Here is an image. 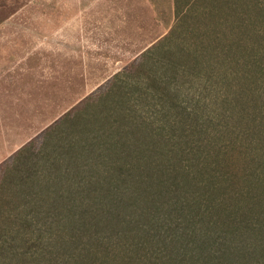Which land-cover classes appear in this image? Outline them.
<instances>
[{
  "label": "rangeland",
  "instance_id": "374dc122",
  "mask_svg": "<svg viewBox=\"0 0 264 264\" xmlns=\"http://www.w3.org/2000/svg\"><path fill=\"white\" fill-rule=\"evenodd\" d=\"M148 74L176 90L169 113L140 101ZM127 77L119 99L102 94ZM129 94L158 129L126 134L138 172L120 159L115 178L107 116ZM4 170L0 209L22 207L27 232L59 217L41 249L4 251L9 264H75L74 228L171 259L156 264H264V0H0V181Z\"/></svg>",
  "mask_w": 264,
  "mask_h": 264
},
{
  "label": "trees",
  "instance_id": "16d2710c",
  "mask_svg": "<svg viewBox=\"0 0 264 264\" xmlns=\"http://www.w3.org/2000/svg\"><path fill=\"white\" fill-rule=\"evenodd\" d=\"M155 63H153L154 65ZM175 77V76H174ZM173 77V78H174ZM145 79V81H143L144 84H146V87L143 90V96L144 100H140V96L137 95L135 96V94H133L135 96V98L133 97V101H132V95L129 97H127L128 102L127 104L124 102L123 106H122V110L117 109L116 108H112V111L110 114H108V118L107 121L108 123H111V127H114V131L116 132V136H117V141L116 144L118 143V149L116 150V156L112 159L113 162V169L111 170L113 173L111 174L112 177L115 176V178H117L119 175H122V172H118L120 171L119 169H117V164H119V161H121L123 158L130 156V153L132 152V145L134 144L135 147H138V143L135 142H130L131 145L128 146L125 145L122 142L124 137H127V135H129V132L132 133V135L134 134V131L137 130V127L143 126L148 128L149 130H152V132L157 131V127L151 123L146 122L147 121V116H139V115H135V111L133 110V106H135L137 103V99H139L140 101H145L146 105H153V107L156 108H160L163 112H168L169 113V108H171L172 105V100H171V95L174 94L176 92L175 89H171V87H168L166 89V91L164 90V88H158L159 87V81L156 80L155 77H151L149 74L143 78ZM172 79V77H171ZM125 81H121V80H114L111 85L112 87H110L109 89H107L104 93L106 95H110V97L113 96L114 94V98L119 99L120 98V92L118 90H115L116 88L123 87L121 85H119V82H132L134 79L131 77H127L126 79H124ZM115 84V85H114ZM117 84V85H116ZM137 84V82H136ZM172 85V84H169ZM128 92H123V95L127 94ZM101 94V95H102ZM101 95L100 98L102 97ZM152 96V97H151ZM119 97V98H118ZM151 97V98H150ZM150 98V99H149ZM126 98H124L125 100ZM118 103H120L117 100ZM122 103V102H121ZM157 103V104H156ZM147 107L145 106V112H146ZM143 113V112H142ZM167 113V114H168ZM167 114L165 115V117H167ZM186 114V112H185ZM118 116H121V121L118 120ZM111 117V119H109ZM169 118H166V120H168ZM170 123V127H174V122H169ZM140 124V126H139ZM143 124V125H142ZM134 130V131H133ZM138 131V130H137ZM129 137V136H128ZM127 137V139H129ZM135 137H133L134 139ZM167 140H170L169 138ZM172 141V140H171ZM89 141H85L83 143L88 144ZM122 142V143H121ZM169 143V141H166ZM173 142V141H172ZM90 146H93L94 144L92 142H89ZM84 145V144H83ZM88 148H90L89 146H87ZM99 149H101V147L98 145ZM124 147L126 148V151H124ZM92 149L93 153L101 158L102 160H107V155L104 154L103 152L101 153V151H98V149L95 148H90ZM82 150H83V146H82ZM89 158V157H88ZM116 159V160H115ZM121 159V160H120ZM127 161L124 162V160H122L121 167L126 169H129L130 171L134 170V174H137L136 172H138L136 169H134L133 167H128L130 166L129 164H126ZM130 163V162H128ZM106 164V163H104ZM131 165H133V163H130ZM123 165V166H122ZM78 167L82 168V164H77ZM141 168H138V170H140ZM11 171V170H10ZM9 171V172H10ZM110 171V172H111ZM8 172V173H9ZM116 173V174H115ZM132 173V174H133ZM142 174V173H141ZM140 173L138 174V176L141 175ZM178 173L175 172L174 175H177ZM136 177V176H135ZM8 180L12 181V178L9 179V174L6 173V170L3 171L2 173V177H1V181H0V196L2 195H9L8 191L5 189L6 184L8 183ZM19 181L21 183L25 182V180L23 178L19 177ZM114 179L110 177V175L108 176V178L105 180V183H108V185L112 188L114 183ZM88 183V182H87ZM21 191V190H20ZM79 191V190H78ZM82 193H86V192H80L79 194L82 195V197H88L90 195V191H89V195L84 196V194ZM69 196H74L72 198H69V200L66 201V206L64 205V203L62 204L64 211L68 210L69 214L71 213L72 216L75 215V207H77L78 202H76L77 197H75V194H72V192H68ZM96 196V194H95ZM1 200V199H0ZM167 205L173 206V199L172 200H168L166 202ZM175 205V204H174ZM33 206V208H32ZM24 207H29L30 209H32L33 213L39 214V216L41 217V213L43 214V212L46 210L44 208V205L39 203V204H34L32 202H28L25 204ZM13 209L16 211L15 215H11ZM18 210H22V207L20 206H14L12 208L9 209H0V249L2 251H0V261H4L7 264H9L10 260L12 259L13 254H8L7 252L4 251H11L8 250V248H15L16 251H14V253L17 252V250L19 248H21V246L23 248H28V249H41V245L43 242L47 241L54 235L53 230H51V227L54 228L55 226H58L59 222V217L55 216L57 214L52 213V217L49 216V218L46 216L41 217V221L38 220L37 218L34 219L33 224H30L32 226L31 229H29V231L27 232L28 229V224L20 221V220H27V218H25L24 216L21 217L20 214H17ZM52 210V208H51ZM56 208L52 211L55 212ZM91 211V210H90ZM89 212V210H85L82 212V214L84 215L85 213ZM83 215H79V216H83ZM78 215H75L74 217H71L70 219H75L77 218ZM20 221V222H19ZM14 222L17 223V226H13L10 227L14 224ZM19 222V223H18ZM4 223V224H2ZM8 228V229H7ZM17 231H16V230ZM76 229V228H74ZM71 233L70 235V240L72 241V243H74V245L71 246L70 250V255L73 257L72 261L75 260V264H156L159 261H163V262H168L171 259L169 258H165V257H161L158 258L157 256H153V255H149V254H145L140 253V249L138 246H140L138 243L136 244H132L130 245L126 250H124V248H121L120 250H116V246H118V242H116V244L113 243L112 241V237H106V238H101L96 235V233H92L90 236H84V237H80V235H82L83 233L78 232V229H76ZM15 230V232L13 231ZM25 230V231H24ZM31 231V232H30ZM88 233V232H87ZM85 233V234H87ZM167 238H165L164 240H166ZM85 240V242H83ZM78 243H81L80 245ZM78 244V246H77ZM75 250V251H74ZM22 253L23 255H26V250H24Z\"/></svg>",
  "mask_w": 264,
  "mask_h": 264
},
{
  "label": "crops",
  "instance_id": "0c3cea01",
  "mask_svg": "<svg viewBox=\"0 0 264 264\" xmlns=\"http://www.w3.org/2000/svg\"><path fill=\"white\" fill-rule=\"evenodd\" d=\"M6 83L10 84V83H11V81H10V80H8V82H6Z\"/></svg>",
  "mask_w": 264,
  "mask_h": 264
}]
</instances>
